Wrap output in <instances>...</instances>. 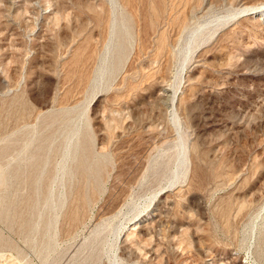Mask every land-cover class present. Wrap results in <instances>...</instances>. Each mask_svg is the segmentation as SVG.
Here are the masks:
<instances>
[{
  "label": "rangeland",
  "instance_id": "1",
  "mask_svg": "<svg viewBox=\"0 0 264 264\" xmlns=\"http://www.w3.org/2000/svg\"><path fill=\"white\" fill-rule=\"evenodd\" d=\"M263 2L0 0V264H264Z\"/></svg>",
  "mask_w": 264,
  "mask_h": 264
},
{
  "label": "bare ground",
  "instance_id": "2",
  "mask_svg": "<svg viewBox=\"0 0 264 264\" xmlns=\"http://www.w3.org/2000/svg\"><path fill=\"white\" fill-rule=\"evenodd\" d=\"M252 11H254V13H256L257 15H262L264 17V2L258 6L253 7ZM121 21H122L121 26L122 27L124 26V28H126V26L123 23V17H121ZM116 28H117L116 20H115V17H113L112 22H111V33L109 34L110 37L108 41L106 42L104 53L101 59V64L96 71L95 77L93 78V80L95 79V81L101 78L103 74L105 73L107 69V61L110 58V56L114 54L115 58L117 59L119 58L118 53H120V50H121L120 47L122 46V42L124 39H123V34L120 33L119 30L116 31ZM205 29L206 27L203 24H196L190 27L186 35L187 42L184 45V47H182L185 52L189 50L192 43L196 42L197 44H199L205 40L206 33H207L206 32L207 29L206 30ZM163 91L166 92L167 89L163 88ZM85 133L87 134V130L85 131ZM88 138H89L88 140L89 143L87 144V146H84L81 140V133L80 131H78V128H75L74 130H72L67 135V137L64 139L62 157H61L58 167L56 168L59 169L60 171L66 170L69 175H73L74 170L71 171L69 168H67L66 164L69 160H75L76 161V171H81L85 173L86 175L90 176L93 181L96 182L98 181L99 173L101 170V165L104 162L105 156H98L93 152L91 137L89 136ZM47 159L48 158L45 157L44 159L38 162L36 169L38 170L39 174H41ZM184 160H185V154L183 151V144L182 142H179L178 149L176 150V153H175V164L176 165H175V168L173 169V173H175V171H177L183 165ZM60 205H61V202H60ZM133 207L134 206H132V208ZM144 215H145L144 213L141 214V212H139L137 213V215L133 217V221L131 223L133 224L131 228L132 231H130L129 233H126V235L132 234L135 232V230L141 229L139 228L141 226L139 224L144 220L145 218V217L143 218ZM129 225L127 222L125 223L124 226H122V229L124 230V232H126L127 229H129Z\"/></svg>",
  "mask_w": 264,
  "mask_h": 264
}]
</instances>
